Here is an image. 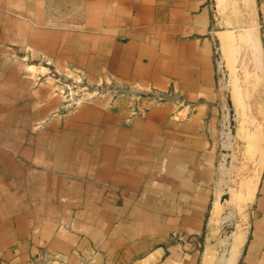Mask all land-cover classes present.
Here are the masks:
<instances>
[{"label":"crops","instance_id":"1","mask_svg":"<svg viewBox=\"0 0 264 264\" xmlns=\"http://www.w3.org/2000/svg\"><path fill=\"white\" fill-rule=\"evenodd\" d=\"M212 13L211 0H0V264H203L221 122ZM45 64L179 99L99 94L66 111ZM256 186L233 264H264V159Z\"/></svg>","mask_w":264,"mask_h":264},{"label":"rangeland","instance_id":"2","mask_svg":"<svg viewBox=\"0 0 264 264\" xmlns=\"http://www.w3.org/2000/svg\"><path fill=\"white\" fill-rule=\"evenodd\" d=\"M211 4L213 7L211 34L215 47L221 122L214 203L206 229L209 239L202 242L201 247L202 257L204 253L205 255L208 253L203 264L215 263L217 248H220V244L232 234L235 243L234 258L240 246V250H243L250 230L257 191L256 186L253 197L249 198L244 184L250 179L259 180L262 168L258 162L259 154L264 152L263 54L255 0H211ZM251 31L255 35L254 44L252 39L249 40ZM222 32L229 37V43L221 41L223 49L230 55L229 61H220L217 58L215 39L220 37ZM44 61L40 59L35 63L44 64ZM45 66L48 68L47 76L62 89L66 111L77 107L80 101L90 100L99 94L130 96L121 93V89L126 87L115 82L94 85L86 80L81 71L71 69L63 73L52 65ZM230 92L235 106L234 134L228 106ZM172 96L171 100L179 99ZM149 97L165 99L153 96V93ZM132 114L143 117L146 108L136 103L132 108ZM245 197L246 200L242 199ZM173 238L187 247L198 248L196 239L182 231H176Z\"/></svg>","mask_w":264,"mask_h":264},{"label":"bare ground","instance_id":"3","mask_svg":"<svg viewBox=\"0 0 264 264\" xmlns=\"http://www.w3.org/2000/svg\"><path fill=\"white\" fill-rule=\"evenodd\" d=\"M249 34H250V39L249 40L252 39V42L254 44V42H255L254 41V36L255 35L253 34L252 31L249 32ZM227 36H228L227 34L225 35L223 32L221 33L220 39H221V41L223 43H226V42L229 43V37H227ZM228 51H229V47H228ZM222 54H223L224 60L225 61H229L230 55H229V53L225 49H222ZM259 156H260V158H259V161L258 162H259V165H262L263 159H264V152H260ZM254 185H255V179H250V180H248L246 182V184H244V186H245V188H246V190L248 192V197L249 198H251V196H253ZM242 199L246 200V197L245 198H242ZM233 235L234 234L230 235L226 239L225 242H223V243L220 244V246H219L220 248H217V254H216L215 263L217 261H219V262H221L223 264H233V262L235 260V258H234V244L235 243H234V237H233ZM207 255H208V253H207Z\"/></svg>","mask_w":264,"mask_h":264},{"label":"water","instance_id":"4","mask_svg":"<svg viewBox=\"0 0 264 264\" xmlns=\"http://www.w3.org/2000/svg\"><path fill=\"white\" fill-rule=\"evenodd\" d=\"M215 46H216V53H217V58L218 60H224L223 58V54H222V49L223 46L221 45V39L218 36V38L215 39ZM121 93H126L129 94L130 96H132L133 98H147L149 96H151L150 93L147 92H142V91H137L135 89H128V88H122ZM153 96H160V97H165V99H170L173 96L172 95H168V94H153ZM228 106L230 108V120H231V126H232V132L233 134L235 133V106L233 104L232 98H231V92L228 93ZM215 264H223L219 261H217Z\"/></svg>","mask_w":264,"mask_h":264}]
</instances>
